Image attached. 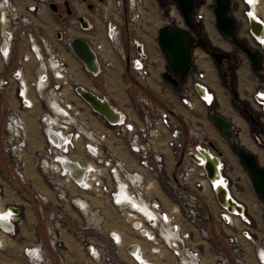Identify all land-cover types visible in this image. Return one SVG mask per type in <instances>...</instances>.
Here are the masks:
<instances>
[{"label": "built area", "instance_id": "built-area-1", "mask_svg": "<svg viewBox=\"0 0 264 264\" xmlns=\"http://www.w3.org/2000/svg\"><path fill=\"white\" fill-rule=\"evenodd\" d=\"M65 2H68L69 13ZM263 2L232 0L231 7L239 38L262 58V67L256 71L259 73L264 70V26L256 32L252 30L251 23L253 20L259 23L253 16L264 23L261 18ZM50 3L57 6L56 11L49 8ZM146 3L147 0H0V97L10 89L19 108L8 113L7 135L2 139L4 150L11 156L14 173L21 181H26L29 129L22 112H32L42 106L37 119L42 126L44 146L34 152L32 161L54 192L59 206L70 202L81 215L89 212L92 215L99 213L101 208L80 193L103 199L138 235L170 250L176 264H206L200 240L210 244L208 223L214 220L225 232L236 264H248L251 258L257 264H264V237H258L252 218L247 211L245 214L232 212L219 202L214 180L208 176L206 165L213 160L225 187L234 194L225 150L212 140L208 131L196 125L202 123L198 119L188 118L191 133L185 142L178 118L183 114L176 101L166 98L164 106L157 105L143 92L150 66V54L144 48L143 40ZM170 6L175 8L174 4ZM213 6V0H197L191 15L193 23L202 25L204 32L208 25L215 26ZM43 9L51 14L59 13L57 25L49 30L44 28ZM175 23L177 27L186 28L181 16L175 19ZM123 27L129 33L126 44L122 38ZM191 34L194 39L192 67L176 100L186 111L194 114L199 107L208 108L217 103L218 94L212 86V68L203 59L196 58V53L202 50L195 44L198 36ZM75 37L87 42L98 70L87 68L74 55L70 43ZM106 41L124 63V68L132 70L139 85L136 100L146 109V118L141 121L118 109L122 111L120 123L106 119L86 103L93 113L90 116L106 124L110 131L95 126L83 107L70 96L72 92L79 97L70 87L71 68L58 46H64L90 78L101 75L105 87L109 70L113 67ZM237 51L240 64L236 74L238 81L242 79L238 86L239 97L245 98L244 101L258 116L259 127L253 140L264 147V78L255 75L246 84L244 81L254 70L245 53ZM13 58H16V63L11 69ZM125 81L127 87L132 86L130 79ZM121 144L130 159L121 154ZM166 151L171 155L170 161ZM75 168L85 172L75 178L72 174ZM162 188L167 191L169 206L156 193ZM2 192L0 185V198ZM38 196L43 202L48 201L46 196ZM11 207L7 205V210ZM65 210L66 205H63L60 211L52 212L47 221L50 243L60 259L58 250L62 239L57 228L62 225L61 214ZM10 213L14 224L19 213L14 210ZM101 219L98 218L95 224ZM0 231L11 234L14 228L7 230L0 224ZM83 241L91 261L102 264H117L114 257L119 255V246L127 245L125 236L113 230L104 240L87 237ZM130 245L135 243L125 246L124 252L132 257L133 253L128 249ZM24 256L30 264H48L40 245L25 247ZM211 264L232 263L222 252L214 250Z\"/></svg>", "mask_w": 264, "mask_h": 264}, {"label": "rangeland", "instance_id": "rangeland-1", "mask_svg": "<svg viewBox=\"0 0 264 264\" xmlns=\"http://www.w3.org/2000/svg\"><path fill=\"white\" fill-rule=\"evenodd\" d=\"M148 2H150L151 4L149 3L150 7H148L149 5L147 6L146 8L147 10L145 9L146 11L144 14L145 22H146V31L149 37L153 41H155V38L157 37V34H158L159 27H161L162 25H166V24H169L171 26H176L175 19H179L180 15L178 11L176 10V8H172L170 6L171 3H161L158 0H148ZM171 8L174 9V12H172L173 10ZM42 14H43L44 19H46L44 23V28H46V30H49L51 26L54 27V25H57V22L59 20L58 18L59 13L55 15L43 9ZM195 27L197 28V30L200 32L203 39L208 43L210 47L218 48L221 51H224V50L230 51L233 54L235 60L233 63H228L224 61L222 65H217L215 61L213 60V58L207 52L209 50H203V49L200 50L205 55V58H203L204 60L202 61L206 62L212 68L213 70L212 77L214 79V82L218 85L219 89L221 90V93L219 96V103H214L212 106L208 108L199 107L198 111L193 114L192 119L194 121L197 119L200 120L202 123H196V125L202 126L204 131H208V132L210 131L209 134L211 136H213V133H216L218 135L216 138L218 139L219 144L221 145V147H223V149L227 151L228 155L230 156L231 161L229 162V174L231 175L232 184L234 185L233 191L235 195L241 199H243L245 196H248L249 198H251L249 200V210H250L251 215L253 216V219L251 220V222H252V225L256 228L255 229L256 231L258 228V236L261 237L262 235H264V215H263L264 204L262 203V201L259 200L258 194L255 192L253 188L250 175L247 172L245 166L239 160L235 152L232 150V146L234 144H238V142L240 141L239 137L241 133L247 134L254 143L253 138L255 134L257 133L258 127H259L251 123L249 118L242 113L241 108H240V107L250 108V105H248L246 101L241 100L239 97V93H238L239 82H241L242 80L240 79V81H238V77L236 74V69L238 68L240 64V60L238 59L237 54H236L238 51L234 45L229 44L230 41L228 38L220 34L216 26L213 31L218 34V37H217L218 39L216 37L215 39H217L219 46H215L212 43V41H216L212 34L213 32L210 35H208V33L204 32L202 25H196ZM123 28L124 30H126V32H128L125 27ZM155 43L157 44V42ZM58 46L60 49H62L64 55L66 56V59L70 65L71 72L73 75V79L75 80V83L76 81L80 79L86 80L84 81V84L87 85L89 88L95 89L99 94L109 99L108 100L109 103L115 109H117L116 107L121 108V109H126L127 107L130 106L131 103H134V100L130 102L126 98L121 97L124 95L126 96L128 92L133 95L134 92H136V90L139 88L138 83H136V81L134 80L133 72L130 69V67L124 69V63H123V67H121L122 69H121V73L119 77L120 86L117 84H114L113 87L112 86L109 87L106 84V86L104 87V85L102 84L101 75H99L98 77H95L93 81H91L89 73H87L85 70L82 69L78 61L64 48V46H61L60 44H58ZM196 58L198 59L197 55H196ZM15 63H16V58H13V61L10 67L11 69L14 67ZM157 65L159 66L157 67ZM165 70H166V61L163 56V53L161 52L160 49H158L156 54L155 53L150 54V66H149V74H148V77H152V75L155 74L153 76V79L155 80L151 82L152 83L151 86L155 88L150 89L148 87L149 82L147 79L148 83L146 82L144 84L143 88L145 87V90L143 89V91L144 92L146 91V93L150 97L148 98L149 100L161 106H164L167 103L166 95L165 93H162L161 91H160L161 93H156L155 90H159L160 85H161V87L163 86V87L169 88L171 93L179 97L181 89H182V85L184 83L183 82L178 88H175L174 86H172L170 83H168L166 80H164L161 77V73L164 72ZM103 72H105V70ZM223 73L226 76H224ZM263 73H264V70H262V72L260 73L253 71V73H251V76L248 77L244 82L247 84L248 79H250L249 81H252L255 75H257L260 79H263L264 78ZM30 77L31 75H29V78ZM126 79H130L132 81L133 83L132 86L127 87L128 85H127V82L125 81ZM106 83H107V80H106ZM71 85L75 88V86L72 84V81H71ZM76 86H82V85L77 84ZM163 87L161 88L162 90H163ZM69 91L70 90H68V92ZM234 91L236 92L237 97L234 96L233 94ZM10 94H12L11 90L7 89L5 96L3 95L2 97H0V166L3 168L2 170L0 169V173H3V176L5 177V179L10 181L11 185L17 189V191L21 194V197L23 199H26L29 203H31L35 207V213L37 216L38 226L39 227L42 226L43 229L45 228L44 231L46 234L43 235V238H45V241H47L48 243L47 247L49 246L48 248H46V251L47 253L52 252L55 258L54 259L55 261H54L53 256H50L51 259L47 257L42 247L41 251L43 253V257L48 261V264H102L100 262L91 261V259L88 257V254L86 253V250H85L86 247L84 244L85 241H83V239H86L87 237H94L99 240H104V237L107 236L108 232L112 230L118 233H121L123 236H125V239L127 240L126 241L127 245L129 243L130 244L135 243L139 247L143 248L145 257L152 264L153 263L154 264H176L174 258L172 257L170 250H168L166 247L161 246L159 244H154L153 242L147 241L145 240V238L138 235L136 231L133 228H131L130 225L124 220V218L119 216L111 208L108 202L104 201L103 199L98 200L96 198L92 199L90 197H88L89 200H93V203L101 208V211L99 213L92 214V215L90 214V212L87 213L86 215L80 214V217H76L77 219H74L73 217H70L67 214L66 210L62 212L61 214L62 215V218H61L62 225H58V228H57V230L61 234V239H62V241L59 242L60 246L58 250V252H60L61 254V259L58 257V253L52 248V245L50 243L51 235L49 234V231H48L47 221H48V217L50 216L52 212L55 213V211H60L61 207L63 205H66L67 202H63L62 206H59L60 202L56 199L55 194L51 190L49 184H47L48 189L50 188L49 193L45 194L42 191L43 188H45L44 191L46 190V187L43 186V184L47 183L44 176L40 174L41 177L43 178L42 179L43 181H42L40 179H36L33 176L31 177L30 173L28 172L29 168L35 167L34 161H32L34 152L36 150L43 148L44 146V136H43L42 126L39 124V121L37 119L38 112L40 111L42 106H38L36 110L32 112H24V111L22 112V114L24 115L26 119V122L28 124V129H29L27 158L30 164L27 170L26 181L23 182L19 178H17V176L15 175L11 156L9 152L4 150L3 145H2V139L7 135L6 129H5L7 115L11 110H15V111L19 110L17 100L14 98L13 95H10ZM70 96L73 99H75V101L77 102L79 106L83 107L84 112L86 113V115H89V117L92 120V123L95 126H98L101 128L102 125H106L102 123L101 121H99L97 118L90 116L93 113L89 111L87 104L82 99L77 97L75 93L72 94L71 92ZM113 96L119 97L120 100L114 99ZM136 101L137 100H135V102ZM136 103L140 106L138 113L142 115V113L145 112V106L143 104L141 105V103H139L138 101ZM223 104L225 106H223ZM226 109L227 110L229 109L230 112H228L229 110L227 111ZM216 111L219 114L226 117L230 121V124L232 126V131H233V137L231 139L225 138L221 134L219 128L212 122L210 117ZM178 118L180 120V124L184 132L185 142H187L188 137L191 133V122L188 118L185 119L182 116H179ZM200 139H201V136H199V140ZM254 144L256 145V148H258L259 152L262 154L263 160H264V148L257 145L256 143ZM256 156L259 159V156L258 155ZM262 165L264 166V162L262 163ZM156 193L161 198V200L163 201L165 205L167 206L170 205L168 194L165 188L157 189ZM10 194H11V191L6 188L5 194L3 190L1 197H4V196L8 197L10 196ZM38 194H40L41 196L43 195L46 196V198H48V201L43 202L38 196ZM25 206L27 207V205ZM39 206L43 207L42 209L43 212H39L38 210ZM2 208L7 209V206L2 207ZM45 210L46 211L48 210V211L45 213ZM93 210L94 209H91V211ZM100 217H102V219L99 221V223L95 224V222H97L98 218ZM22 221H24V216L21 213L17 216V219L14 223L15 224L14 232L11 234H8L10 235V239L9 240L3 239L1 242L4 248L7 249V251L4 254L6 258H3V259L4 260L12 259L14 260V264H26L25 259H24L26 258L24 256V248L28 246L21 248L20 245L15 244V241H14L15 238L20 236V229L22 227ZM94 224L95 226H93ZM81 226H84V228H81ZM208 228H209L208 230H209L210 240H211L210 244L206 242H202L200 240V242L202 243L201 247L203 246V243H204V246H206L205 248L206 264H211L212 256L214 255V250L223 252L225 255L229 256V261L232 264H236L234 260V256L232 255L230 248L226 242L225 232L222 231L218 227V225L216 224L214 220H210V222L208 223ZM226 231L230 232L229 229H226ZM39 245L41 244L39 243ZM127 245L119 246V255L114 257V262H116L117 264H138L135 259L125 254L124 249H125V246ZM153 247H158L161 250L159 251V253L161 254L153 253V250H152ZM27 263L30 264L29 261ZM248 264H251V263H249L248 261Z\"/></svg>", "mask_w": 264, "mask_h": 264}, {"label": "water", "instance_id": "water-1", "mask_svg": "<svg viewBox=\"0 0 264 264\" xmlns=\"http://www.w3.org/2000/svg\"><path fill=\"white\" fill-rule=\"evenodd\" d=\"M158 1L161 3L174 4L176 10L186 25V28L171 26L169 24L162 25L159 27L157 35V44L166 61V70L161 73V77L172 86L178 88L186 80L192 67V48L194 46V39L191 32L194 33L195 24L192 21L191 15L194 12L197 0ZM213 1V15L217 30L222 36L228 38L232 45L245 53L254 71H259L262 67V58L255 50L239 38L237 23L231 15L232 0ZM64 5L69 13L70 10L68 2H65ZM49 8L53 11L57 10V6L53 3L49 4ZM251 28L252 30L258 32L260 24L253 20ZM195 44L200 46L203 50L211 48V50L207 52L217 65H222L225 60H229L232 56L229 52L221 51L215 47H209L207 42L201 36L197 37ZM70 46L74 55L85 65H87L89 61L93 60V53L84 39L75 37L70 43ZM75 91L79 97L90 106V108L106 119L109 120V115L114 114L115 111L111 107L108 100L101 98L92 90L81 86H75ZM101 106L105 107L106 112L103 111ZM210 118L225 138L231 139L233 137L230 121L226 117L216 111ZM251 122L255 121L251 119ZM210 145L215 147L213 142H210ZM232 150L245 166L251 177L253 187L264 204V166L260 163L258 157L253 152L242 146L240 141L238 144H234L232 146ZM206 169L208 171V176L212 177L214 173L210 163L206 165ZM217 199L219 202L224 203L225 195L223 191L217 192ZM11 208L15 212L19 213L18 207L12 206Z\"/></svg>", "mask_w": 264, "mask_h": 264}, {"label": "crops", "instance_id": "crops-1", "mask_svg": "<svg viewBox=\"0 0 264 264\" xmlns=\"http://www.w3.org/2000/svg\"><path fill=\"white\" fill-rule=\"evenodd\" d=\"M263 8V9H262ZM261 11L262 13L264 14V2L261 6ZM263 14H261V18L264 20V16ZM213 27V28H212ZM209 28L213 31L215 26H212V25H208V27L206 28V33L209 34ZM211 31V32H212ZM215 34V35H214ZM158 35V34H157ZM214 37H218V34L216 33H213ZM128 37H129V33L126 32V30H122V38H123V42L126 44L127 40H128ZM149 35L147 34V31L143 34V40H144V48L147 50V52L149 54H152V53H157V50L160 49L158 44H156L155 42H157V37L155 38V41H153ZM105 45H106V48H107V51L110 55V57L112 58L113 60V65H118V66H121L123 67V63L120 61V59L118 58V56L116 54H114L111 49H110V44L106 41L105 42ZM226 51V50H225ZM125 69V68H124ZM248 72H250L251 70L247 69ZM91 81H93L92 78H90ZM212 86L213 88L215 89V91L217 92L218 94V102L219 103V96H220V93H221V90L219 89L218 85L213 81L212 82ZM148 87L150 89H154L151 85L148 84ZM163 87V86H162ZM161 85H160V88L159 90H155L156 93H165L166 95V98H170L174 101H176L177 103V107L179 108V110L181 111V113L183 114V118L184 116L187 117V118H191L193 117V114L189 113L188 111H186L182 105H180L178 103V101L176 100L177 98V95L173 94L170 92L169 88H166V87H163V90L161 89L162 88ZM176 88V87H175ZM145 90V87L143 88ZM177 90V89H175ZM92 91H94L98 96H101V97H104L103 95L99 94L95 89L92 88ZM161 91V92H160ZM137 92V90H136ZM136 92H134V94H130L129 92L126 94V96H121V97H124L126 98L127 100H129L130 102H132V100H134V103H131L129 107H127L126 109H121V108H118L116 107L117 109H120V110H124L125 112H127L134 120L136 121H141V120H144L146 118V109H145V112L142 113V115H140L138 112H139V105L135 102L136 100ZM144 92V91H143ZM145 96L150 98L148 96V94L146 93V91L144 92ZM161 95V94H159ZM114 99H117V100H120L119 97H115L113 96ZM105 98V97H104ZM107 99V98H105ZM241 100H244L245 98H240ZM109 100V99H107ZM142 105V104H141ZM101 129H106L108 131H110V128L106 125H102ZM218 135L216 133H213V136L211 137L212 140L217 143L219 146H221L218 142V139L216 138ZM120 148V151H121V154L126 157L127 159H130V156L128 154V152H126L124 146H122V144L119 146ZM223 148V147H222ZM225 150V149H224ZM225 152L227 153V151L225 150ZM166 157H167V160H171V155L168 151H166ZM227 157H228V160L229 162L231 161L230 160V156L228 155L227 153ZM30 165V164H29ZM29 167V166H28ZM0 169L2 170L3 168L0 166ZM28 172L30 173V176L32 177H35L36 179H40L42 180L43 178L41 177V175L37 172V170L34 168H29ZM30 177V178H31ZM251 178V177H250ZM43 181V180H42ZM252 183V182H251ZM0 185L3 187V190H4V194H5V189H9L11 191V194L10 196L8 197H1L0 198V207H4V206H7V205H10V206H15V207H18L19 208V214L22 213V215L24 216V221H22V227L20 229V236L15 238V244L17 245H20V247H25V246H36V245H39V243L41 244V248L43 247V250L46 254L47 257H49L51 259L50 256H53V260L55 259L54 258V255L52 254V252L50 253H47L46 251V248L48 243L47 241H45V238H43V235L46 234L45 233V228L43 229V227H39L38 226V221H37V216H36V213H35V207L29 203L26 199H23L21 197V194L17 191L16 188H14L10 181L6 180L5 177L3 176V173H0ZM243 185V184H242ZM43 186L46 187V190L44 191L45 188H43V192L45 194L49 193L50 191V188L48 189V185L47 183H44ZM42 186V187H43ZM253 186V184H252ZM254 188V187H253ZM255 190V189H254ZM256 192V191H255ZM257 193V192H256ZM82 194V196L84 197H90L92 198L89 194H86V193H80ZM235 195V194H234ZM236 196V195H235ZM237 200L242 203L243 207L245 208V211H247V213L249 214V216L253 219V216L251 215L250 213V210H249V200L251 198H249L248 196H245L243 199L239 198L238 196H236ZM259 198V196H258ZM93 199V198H92ZM260 200V198H259ZM261 201V200H260ZM263 203V202H262ZM27 205V207L25 206ZM99 205V204H98ZM109 205V204H108ZM47 208V207H46ZM43 207L42 206H39L38 207V210L39 212H43ZM48 211V210H47ZM45 210V213L47 212ZM66 212L67 214L70 216V217H73L74 219H77L76 217H80V213L74 208V206L70 203V202H67L66 204ZM32 213V214H31ZM28 215V216H27ZM30 216V217H29ZM34 219V220H33ZM32 225H31V224ZM256 229V228H255ZM256 231V230H255ZM257 235H258V228H257ZM259 237V236H258ZM264 237V235H262L260 238ZM5 239V240H9L10 239V235L8 234H5V233H2L0 231V264H14V260L12 259H7V260H4L3 258H6L5 257V252L7 251L6 248H4V246L1 244L2 240ZM202 242H206V241H202ZM208 243V242H206ZM203 248L205 250L206 246H204V243H203ZM20 251V250H19ZM50 251V250H49ZM223 253V252H222ZM224 254V253H223ZM225 255V254H224ZM228 259H229V256L225 255ZM24 258V256H23ZM25 259V262L26 264H28L27 262V259ZM11 260V261H10ZM55 261V260H54ZM249 263H254V264H257L256 261L254 259H249Z\"/></svg>", "mask_w": 264, "mask_h": 264}, {"label": "bare ground", "instance_id": "bare-ground-1", "mask_svg": "<svg viewBox=\"0 0 264 264\" xmlns=\"http://www.w3.org/2000/svg\"><path fill=\"white\" fill-rule=\"evenodd\" d=\"M153 2V1H152ZM149 3L150 2H148V0H147V3H146V7H145V9L147 8V6L149 5ZM154 3V2H153ZM151 4V3H150ZM148 7H150V5L148 6ZM151 7H152V5H151ZM172 9V8H171ZM263 9V8H262ZM261 9V10H262ZM147 10V9H146ZM145 10V11H146ZM173 11L172 12H174V9H172ZM144 11V12H145ZM261 14H263L262 13V11H261ZM151 15V14H150ZM148 16V15H147ZM154 16V15H153ZM263 16H264V14H263ZM157 17V16H156ZM160 17V16H159ZM253 18L255 19V20H257L259 23H260V26L262 27V26H264V23L262 22V21H260L257 17H254L253 16ZM46 20V19H45ZM152 21V20H151ZM208 27V26H207ZM213 28V27H212ZM212 30L209 28V34L208 35H210L212 32L213 33H216V32H214V31H212ZM212 33V34H213ZM217 34V33H216ZM215 35V34H214ZM213 35V36H214ZM212 36V37H213ZM149 38V37H148ZM214 39H215V37H214ZM218 39V38H217ZM217 39H215L216 41H212L213 43H214V45H216V46H219L218 45V41H217ZM264 40V39H263ZM222 45V44H221ZM220 45V46H221ZM224 45V44H223ZM222 48H223V46H222ZM226 49V48H225ZM197 54V56H198V58L199 59H203V58H205V55H204V53L202 52V51H199V52H197L196 53ZM153 58V57H152ZM157 60V59H156ZM204 60V59H203ZM159 62V61H158ZM156 64H157V62H156ZM159 64V63H158ZM159 65H157V67H158ZM86 67L87 68H89V69H91V70H98V65H97V63L95 62V60H94V58H93V60H91V61H89L88 63H87V65H86ZM121 66H118V65H113V67H111V69L109 70V77L107 76V85L109 86V87H113V85L114 84H117V85H119L120 84V73H121ZM157 70V69H156ZM154 71H155V69H154ZM112 73V74H111ZM156 73V72H155ZM155 74H153L152 75V77H148V82H149V84L151 85L152 83V81L153 80H155V79H153V76H154ZM151 76V75H150ZM71 81H72V84L74 85V86H76L77 84H79V85H82L81 87H84V88H87V89H89V90H92V88H89L87 85H85L84 84V81H86V80H84V79H80V80H78V81H76V83H75V80L73 79V75L71 76ZM90 83V82H89ZM88 84V83H87ZM90 86V85H89ZM116 86V85H115ZM114 86V87H115ZM120 86V85H119ZM70 87L73 89V90H75V88L70 84ZM79 87V86H78ZM108 87V88H109ZM153 87V86H152ZM116 88V87H115ZM155 88V87H154ZM119 91V90H118ZM9 95V94H8ZM10 95H12V94H10ZM207 98H210V96L209 95H207V94H204ZM10 97V96H9ZM225 97V96H224ZM263 97H264V95H263ZM102 98V97H101ZM14 100V99H13ZM105 100H107V99H105ZM9 101H11V100H9ZM109 102V101H108ZM223 103V102H222ZM226 103V102H225ZM11 104V103H10ZM228 104V103H227ZM12 106V105H11ZM223 106H225L224 104H223ZM14 107V106H13ZM111 107L114 109V114H112V115H109L110 116V118H109V120H111V121H115V122H117V121H120V123H122V115H121V112H119L117 109H115L112 105H111ZM227 107V106H226ZM101 108H103V111H105L106 112V109H105V107H103V106H101ZM222 108H224V107H222ZM227 110V109H226ZM229 110V109H228ZM227 110V111H228ZM223 111V110H222ZM228 112H230V110L228 111ZM225 113V112H224ZM223 113V114H224ZM226 114V113H225ZM237 123V122H236ZM243 126V125H242ZM246 129V128H245ZM247 131V130H246ZM210 132V131H209ZM243 132H244V130H243ZM212 137V136H211ZM240 138H241V141H242V146L244 145L246 148H248L249 150H251L252 152H254V153H256V154H258L259 156H260V158H261V160L262 161H264L263 160V156H262V154L259 152V150H258V148H256V146L252 143V141H251V139L249 138V136L247 135V134H240ZM247 149V150H248ZM214 161L212 160V162H210V164H211V166H212V169H213V173H215L216 175H213L212 176V178H213V180H214V184H215V187H216V189H217V192H220V191H223V193H224V195H225V200H224V204L227 206V208H228V210L229 211H232V212H236V213H243V214H245V208L244 207H241L240 205H237L238 203H237V198H236V196L234 195V194H232V192L230 191V190H228L226 187H225V182H224V180H223V178H222V176L220 175V173H219V171H218V168H217V166H215L214 165ZM237 170V169H236ZM85 172V170L83 171V169H81V168H75L74 170H73V172H72V174H73V176L75 177V178H79L81 175H83V173ZM243 182V181H242ZM236 199V200H235ZM254 209V208H253ZM10 211H13V209L12 208H10L9 210H7V209H3L2 207H0V216H3L4 217V220H2V221H0V224H1V226L3 227V228H5V229H7V230H11V229H15V224H13V222H12V220L10 219ZM20 211V210H19ZM32 214V213H31ZM254 215V214H253ZM28 216V215H27ZM30 217V216H29ZM14 219H16V218H14ZM235 219V221L236 222H238L237 221V218L235 217L234 218ZM34 220V219H33ZM31 224V223H30ZM32 225V224H31ZM3 233V232H2ZM128 249L130 250V251H132V253H133V255H132V258L133 259H135L137 262L138 261H140V262H143L144 264H152L146 257H145V255H144V251H143V248H141V247H139L137 244H135V245H130L129 247H128ZM153 253H157V254H161V253H159V251H161L158 247H153ZM154 264V263H153Z\"/></svg>", "mask_w": 264, "mask_h": 264}, {"label": "flooded vegetation", "instance_id": "flooded-vegetation-1", "mask_svg": "<svg viewBox=\"0 0 264 264\" xmlns=\"http://www.w3.org/2000/svg\"><path fill=\"white\" fill-rule=\"evenodd\" d=\"M213 43V42H212ZM208 44V43H207ZM214 44V43H213ZM216 46V45H215ZM210 47V46H209ZM232 56H231V58L229 59V60H225L226 62H228V63H233L234 62V60H235V58H234V56H233V54H231ZM223 75L224 76H226L224 73H223ZM241 108V111H242V113L245 115V116H247L248 118H249V120H250V122H251V119H253L255 122H251V123H253V124H255V125H258V116L254 113V111L251 109V108H247V107H240ZM239 139H240V142L242 143V141H241V138L239 137ZM252 141V140H251ZM252 143H253V141H252ZM243 144V143H242ZM254 144V143H253ZM255 145V144H254ZM244 146V145H243ZM256 146V145H255ZM245 147V146H244ZM246 148V147H245ZM262 148H264V147H262ZM246 149H248V148H246ZM249 150V149H248ZM249 151H251V150H249ZM252 152V151H251ZM254 153V152H253ZM254 154H256V153H254ZM256 155H258V154H256ZM259 156V155H258ZM259 161H260V163H263L264 161H262L261 160V158H260V156H259Z\"/></svg>", "mask_w": 264, "mask_h": 264}, {"label": "trees", "instance_id": "trees-1", "mask_svg": "<svg viewBox=\"0 0 264 264\" xmlns=\"http://www.w3.org/2000/svg\"><path fill=\"white\" fill-rule=\"evenodd\" d=\"M195 26H196V25H195ZM194 33H195V35L198 36V37L201 36L200 32L197 30L196 27H195V31H194ZM201 37H202V36H201ZM208 50L210 51L211 48H209ZM209 51H208V52H209ZM127 80H128V79H127ZM130 81H131V80H130ZM233 94H234V96L236 97V92H235V91L233 92Z\"/></svg>", "mask_w": 264, "mask_h": 264}, {"label": "snow or ice", "instance_id": "snow-or-ice-1", "mask_svg": "<svg viewBox=\"0 0 264 264\" xmlns=\"http://www.w3.org/2000/svg\"><path fill=\"white\" fill-rule=\"evenodd\" d=\"M11 215V213H9ZM4 220L3 216H0V221Z\"/></svg>", "mask_w": 264, "mask_h": 264}]
</instances>
